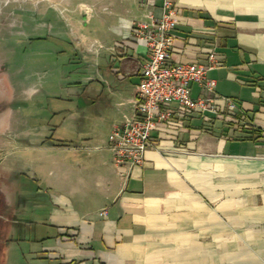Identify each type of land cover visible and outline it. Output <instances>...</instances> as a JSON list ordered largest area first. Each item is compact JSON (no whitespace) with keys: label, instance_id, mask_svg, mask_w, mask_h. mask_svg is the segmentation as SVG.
<instances>
[{"label":"crops","instance_id":"obj_1","mask_svg":"<svg viewBox=\"0 0 264 264\" xmlns=\"http://www.w3.org/2000/svg\"><path fill=\"white\" fill-rule=\"evenodd\" d=\"M172 1L178 10L172 61L207 63L215 52L217 66L207 74L214 91L195 83L191 95L206 94L217 112L176 108L170 123L152 131L154 146L142 165L116 164L109 134L133 114L146 52L131 26L151 12L159 15L163 3L130 0L115 15L114 42L96 44L98 78L46 96L74 106L60 129L69 145H52L47 133V143L31 148L49 152L51 171L58 176L61 168L64 181L63 187L52 184L57 193L45 190L50 205L43 217L38 202L32 219L57 235L33 242L35 264L262 261L264 0ZM116 43L121 46L114 49ZM225 97L235 102L233 112ZM60 148L70 152L67 159L59 158Z\"/></svg>","mask_w":264,"mask_h":264},{"label":"rangeland","instance_id":"obj_2","mask_svg":"<svg viewBox=\"0 0 264 264\" xmlns=\"http://www.w3.org/2000/svg\"><path fill=\"white\" fill-rule=\"evenodd\" d=\"M10 1L0 0V196L8 211L0 248L2 264H35L33 234L21 227L27 239L17 240L16 221L32 222L38 202L44 204V217L50 205L45 190L51 187L57 193L64 181L61 168L58 176L51 171L49 152L31 148L47 143V133L53 139L67 138L60 130L65 118L59 112L74 106L67 100L53 103L46 96H57L62 86L77 87L98 78L101 53L96 44L114 42L115 15L125 12L130 0ZM57 153L67 159L70 152L60 148ZM257 228L264 229V220ZM45 229L37 230L38 238L44 237ZM252 264H264V257L261 261L257 256Z\"/></svg>","mask_w":264,"mask_h":264},{"label":"built area","instance_id":"obj_3","mask_svg":"<svg viewBox=\"0 0 264 264\" xmlns=\"http://www.w3.org/2000/svg\"><path fill=\"white\" fill-rule=\"evenodd\" d=\"M177 14L174 2L163 0L159 15L151 12L146 19H140L131 26V35L145 44L146 52L133 99V114L114 125L108 138V147L118 166L131 168L142 165L147 151L154 146L152 131L160 123H170L177 115V109L181 113L217 112L212 99L206 94L198 97L191 95V85L195 83L205 92L214 91L215 81L207 74L217 66L215 52L209 54L207 63L172 61ZM120 46L116 43L114 49ZM223 100L233 112L236 108L233 99L225 97ZM101 214L106 215L107 211L103 210Z\"/></svg>","mask_w":264,"mask_h":264},{"label":"trees","instance_id":"obj_4","mask_svg":"<svg viewBox=\"0 0 264 264\" xmlns=\"http://www.w3.org/2000/svg\"><path fill=\"white\" fill-rule=\"evenodd\" d=\"M60 113V115L62 116V118H65L69 113H68V110H63V111H60L59 112ZM61 118V119H62ZM50 140H51V144L52 145H57V146H65V145H69V142L68 141H66V140H63V139H53V138H50ZM20 190H23V184L21 183V189ZM16 223H17V232L19 233V238H17V240H22V237H23V240L25 239H27V238H24V237H26L25 236V234L24 235H22L21 233V227H27L26 229L30 232V233H32L33 235L31 236V240L30 241H34V242H42V241H45V240H47V239H49V238H53V237H57V235H51V233H48V231H47V226H45L46 227V229L45 230H43V231H46L47 233L46 234H44V237H42V238H38V236H37V230L38 229H41L43 226H40V225H38V224H36L35 222H27V223H22V222H20V221H16ZM26 225V226H25ZM49 229L51 230V227H49ZM14 240V238H11L9 241H13ZM29 240V239H28ZM8 241V242H9ZM6 251H7V248H6ZM6 255V254H5Z\"/></svg>","mask_w":264,"mask_h":264},{"label":"flooded vegetation","instance_id":"obj_5","mask_svg":"<svg viewBox=\"0 0 264 264\" xmlns=\"http://www.w3.org/2000/svg\"><path fill=\"white\" fill-rule=\"evenodd\" d=\"M4 203H5V200H3L1 198V196H0V229L4 225V223H5V216L8 213L7 206ZM3 256H4V253L1 252V248H0V264H2Z\"/></svg>","mask_w":264,"mask_h":264},{"label":"bare ground","instance_id":"obj_6","mask_svg":"<svg viewBox=\"0 0 264 264\" xmlns=\"http://www.w3.org/2000/svg\"><path fill=\"white\" fill-rule=\"evenodd\" d=\"M10 2H13V1L11 0ZM82 7H85V5H83ZM89 10H91V9H89ZM89 10H88V11H89ZM84 11H85V10H84ZM86 12H87V11H86ZM88 14H89V13H88ZM89 15H90V14H89ZM88 20H89V19H88Z\"/></svg>","mask_w":264,"mask_h":264}]
</instances>
